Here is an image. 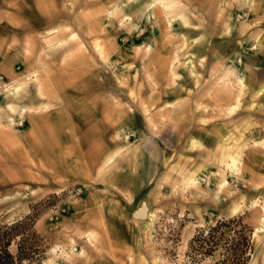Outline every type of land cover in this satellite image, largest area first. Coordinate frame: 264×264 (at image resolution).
I'll return each mask as SVG.
<instances>
[{
    "label": "rangeland",
    "instance_id": "obj_1",
    "mask_svg": "<svg viewBox=\"0 0 264 264\" xmlns=\"http://www.w3.org/2000/svg\"><path fill=\"white\" fill-rule=\"evenodd\" d=\"M27 215L30 264H210L190 239L236 217L264 264V0H0V224Z\"/></svg>",
    "mask_w": 264,
    "mask_h": 264
},
{
    "label": "trees",
    "instance_id": "obj_2",
    "mask_svg": "<svg viewBox=\"0 0 264 264\" xmlns=\"http://www.w3.org/2000/svg\"><path fill=\"white\" fill-rule=\"evenodd\" d=\"M33 220L27 215L12 223L0 224V264H30L39 260L42 251L30 242L36 240ZM188 248L193 260L198 256L202 260L213 259L210 264H248L252 251L250 231L240 223L239 217L218 221L194 235Z\"/></svg>",
    "mask_w": 264,
    "mask_h": 264
},
{
    "label": "crops",
    "instance_id": "obj_3",
    "mask_svg": "<svg viewBox=\"0 0 264 264\" xmlns=\"http://www.w3.org/2000/svg\"><path fill=\"white\" fill-rule=\"evenodd\" d=\"M256 89H257V86H255V87L253 88V90H256ZM131 213H132L131 215H132L134 218H137V219H141V218H143L144 215H145V211L143 210V208H138L137 210L132 211Z\"/></svg>",
    "mask_w": 264,
    "mask_h": 264
},
{
    "label": "bare ground",
    "instance_id": "obj_4",
    "mask_svg": "<svg viewBox=\"0 0 264 264\" xmlns=\"http://www.w3.org/2000/svg\"><path fill=\"white\" fill-rule=\"evenodd\" d=\"M255 49V48H254Z\"/></svg>",
    "mask_w": 264,
    "mask_h": 264
}]
</instances>
